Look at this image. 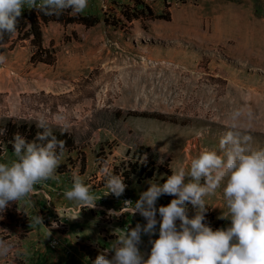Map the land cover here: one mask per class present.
<instances>
[{
  "label": "rangeland",
  "instance_id": "rangeland-1",
  "mask_svg": "<svg viewBox=\"0 0 264 264\" xmlns=\"http://www.w3.org/2000/svg\"><path fill=\"white\" fill-rule=\"evenodd\" d=\"M138 3L156 14L167 13L169 20L127 21L123 11L131 15ZM81 15L96 16L100 22L92 27L43 24L42 48L51 64L32 60L37 48L30 38L16 34L2 45L0 55L6 62L0 64V129L37 127L43 116L52 132L70 138L74 151H65L58 179L38 184L31 202L11 204L2 214L0 229L14 237H0L11 240L20 254L0 259V264H55L58 241H50L48 235L59 232L62 237L70 231L74 234L65 247L77 256L86 255L84 264H94L102 253L111 259L110 244L118 235L114 231L130 230L137 223L144 226L146 220L139 213L108 215L121 206L115 196H107L100 174L104 164L124 178L125 192L135 204L149 182L160 185L167 173L187 167L202 150L222 154L220 140L229 131L250 136L254 149L264 148V3L88 0ZM139 146L152 154L140 156L135 152ZM13 159L5 150L0 162ZM146 159L154 167L153 178L124 176L129 163ZM74 173L94 190V209L80 210L64 197ZM174 198L164 195L156 201L155 235L142 234L138 245L145 259L151 251L149 241L159 238L158 209ZM48 202L82 213L69 209L74 214L66 216L70 223L62 226L57 215L45 218ZM206 205V226L213 231L230 226L219 218L225 210L220 189L206 197ZM35 216L42 224L34 223ZM78 227L86 231L78 234ZM38 253L44 255L43 262Z\"/></svg>",
  "mask_w": 264,
  "mask_h": 264
},
{
  "label": "clouds",
  "instance_id": "clouds-1",
  "mask_svg": "<svg viewBox=\"0 0 264 264\" xmlns=\"http://www.w3.org/2000/svg\"><path fill=\"white\" fill-rule=\"evenodd\" d=\"M25 7L49 16H59L67 9L81 14L88 7V0H0V41L17 34ZM5 62L6 57L0 55V64ZM57 119L62 121L63 117ZM36 126L42 131L35 140L28 141L16 133L10 142L15 159L0 162V220L11 204L31 202L38 184L58 179L57 169L66 151L65 143L52 134L45 117H39ZM3 134L0 130V135ZM250 141V136L241 137L229 131L220 140L222 154L207 148L202 150L187 167L181 165L172 170L162 185L149 182L150 186L135 204L126 200L120 211H110L108 215L115 217L139 213L146 225L137 223L130 230L116 229L113 235H118L109 250L114 255L109 259L102 253L94 264H264V148H252ZM100 174L105 179L107 196L119 198L125 193L124 178L114 174L107 164L100 168ZM218 189L225 209L219 218L230 221V226L213 231L203 221L208 208L206 197L216 195ZM162 195L176 198L167 206L159 207V238L149 241L151 251L145 259L138 245L142 234L155 235L158 224L155 205ZM64 197L80 210L94 209L97 205L90 186L75 173ZM186 204L195 209L192 218L188 216ZM34 223L42 224L41 218L35 216ZM0 233L13 236L4 229ZM19 254L20 250L11 240L0 237V259L8 260Z\"/></svg>",
  "mask_w": 264,
  "mask_h": 264
},
{
  "label": "trees",
  "instance_id": "trees-1",
  "mask_svg": "<svg viewBox=\"0 0 264 264\" xmlns=\"http://www.w3.org/2000/svg\"><path fill=\"white\" fill-rule=\"evenodd\" d=\"M140 6V7H138ZM71 9L65 10L61 15H45L42 12L36 9L25 10L22 13L21 18H19L18 28H17V38L21 36V39H31L33 45L36 46V50L34 55L32 56L33 61L42 62L45 64H51L49 61L48 51L42 48V38H43V24L46 25L50 22H59L63 24H81L85 25L86 27L95 26L100 22V19L96 16H84L81 14H72ZM123 16L129 22L134 19H154V20H169V15L166 14H156L150 7L145 5L144 3H138L136 7L133 8V13L128 15L126 11H123ZM13 38V37H11ZM11 38L5 36L3 41H0V53L2 50V45L7 43ZM4 131L3 135H0V158L4 154L5 150L9 153H13L12 144L10 143L13 139V136L16 133L22 135L26 140L33 141L36 138V135L41 129L28 126V125H20L16 129L11 128L8 126L7 128L0 129ZM52 134L57 138L59 141H63L65 143V149L68 152H73V143L70 141V138L67 137L65 134H58L52 132ZM137 152L140 156L144 154H148V157L152 152L148 147L139 146ZM147 162V166L145 165ZM161 168V167H160ZM154 167L151 165L149 161L143 160L141 164L137 163H129L128 164V172L124 173L126 178H129L131 174L139 173V180L151 179L154 176ZM169 176V173H167ZM166 182V177L161 179L160 185ZM164 196V195H162ZM188 208V216L192 218L195 215V209L190 204H186Z\"/></svg>",
  "mask_w": 264,
  "mask_h": 264
},
{
  "label": "crops",
  "instance_id": "crops-1",
  "mask_svg": "<svg viewBox=\"0 0 264 264\" xmlns=\"http://www.w3.org/2000/svg\"><path fill=\"white\" fill-rule=\"evenodd\" d=\"M252 1L254 3H264V0H252ZM49 206L45 205L43 207V208H46V210H44V214L50 215L51 217L54 215L59 216L60 218H62L60 221L62 226H65L66 224L70 223V221H67L66 216H68V215L70 216V215L74 214V212H70L69 209L76 211V208L73 209L72 206H69L67 208L66 207H61V208L56 207L55 204H52V206H50V207ZM75 207H77V206H75ZM48 208H50V210H52V212H50V210ZM66 210H68V211L65 213ZM76 212L80 213V214L82 213L79 209H77ZM53 219L55 220V217ZM84 230H85V228L78 227V231H79L78 234H80L81 232L83 233ZM73 234H74V232L70 231L68 234H65L62 237L60 236L59 232H57L56 234L48 235L51 239L50 241H52V240L58 241V249H57V251H53V255H54L53 261L55 264H84V262H82V260H83V258L86 259V255L81 254V255H79L80 256L79 257V256H77V253H74L70 248L65 247L67 244H69L68 242L71 239ZM38 255L40 257L39 261L43 262V260H44L43 256L44 255L41 253H38L37 256Z\"/></svg>",
  "mask_w": 264,
  "mask_h": 264
},
{
  "label": "built area",
  "instance_id": "built-area-1",
  "mask_svg": "<svg viewBox=\"0 0 264 264\" xmlns=\"http://www.w3.org/2000/svg\"><path fill=\"white\" fill-rule=\"evenodd\" d=\"M24 10H30V9L25 7ZM91 192H92V194H94V190L91 189ZM48 200H50V198H48ZM126 200H130L131 201L130 197L128 196V194L126 192L121 197L117 198V202L120 204L121 208L123 206V202L126 201ZM48 204L50 205L49 202H48ZM66 212H67V210H66ZM48 216L50 217V215H46L45 218L47 217V219H48L49 218ZM51 246H52V248H55L56 247V243H54L53 245L51 244Z\"/></svg>",
  "mask_w": 264,
  "mask_h": 264
}]
</instances>
